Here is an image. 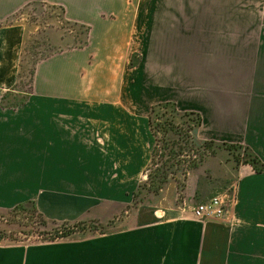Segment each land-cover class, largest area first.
<instances>
[{
  "label": "crops",
  "instance_id": "obj_1",
  "mask_svg": "<svg viewBox=\"0 0 264 264\" xmlns=\"http://www.w3.org/2000/svg\"><path fill=\"white\" fill-rule=\"evenodd\" d=\"M34 3L63 9L67 22L90 32L81 48L38 64V98L12 111L0 101V188L22 189L21 195L40 187H106L100 157L134 155L137 147L132 118L99 109L115 113L121 101L101 102V92L140 87L139 69L163 97L190 81L209 90V98L188 110L200 114L202 136L243 146L264 165V0H0V20ZM12 32L18 45L21 33ZM156 52L163 61L160 82L145 66L128 69L134 56L151 61ZM123 76L131 83L124 85ZM73 157L77 167H69ZM183 193L196 206L214 196L231 200L222 219H195V205L181 209L174 199L158 205L160 219L132 212L114 246L101 248L97 263L93 255L83 264H264V171L237 166L228 151L216 150L188 172ZM63 194L59 202L70 213L94 202Z\"/></svg>",
  "mask_w": 264,
  "mask_h": 264
},
{
  "label": "rangeland",
  "instance_id": "obj_2",
  "mask_svg": "<svg viewBox=\"0 0 264 264\" xmlns=\"http://www.w3.org/2000/svg\"><path fill=\"white\" fill-rule=\"evenodd\" d=\"M12 30L21 33L18 45L16 41L19 38L12 40ZM89 32V28L67 22L63 9L36 3L0 20L1 106L6 110H16L26 100L38 98L33 87L38 64L61 50L81 48L87 43ZM59 38L57 47L55 43ZM158 39L156 46L161 48ZM155 55L157 57L151 61L142 59L141 55L134 56L128 69L145 66L150 76L160 82L163 61L158 55H162L157 52ZM148 78L143 69H139L140 87H122L121 92H101V102L121 101L116 104L115 113L111 107L105 109L101 105L99 109L106 116L116 114L123 115L124 119L132 118V147H137L133 150L134 155L100 157L101 160L106 159V187H40L26 189L24 192L27 193L21 195L17 193L22 189L0 188V264H83L93 255H96L93 262L97 263L99 250L108 244L114 246L115 232L130 226L131 221L125 218H129L132 212L151 211L155 218L160 219L158 205L164 206L173 199L181 209L194 207L196 202H189L183 193L187 175L181 172V169L189 168L194 159L204 161L216 150H221L228 151L237 166L251 160L253 155L243 146L215 143L202 136L201 125L198 126L200 114H189L191 111L188 110L200 97L209 98V90L200 91L201 87H194L190 81L186 87H173L169 96L163 97L152 87H147L152 81V77ZM123 83H131L129 76H123ZM164 100L173 104L176 111H160L154 115L153 125L158 127L154 135L148 125V116L151 109ZM162 113L165 115L161 116ZM42 114L55 115L53 111H43ZM186 138L188 142L184 143ZM172 152L177 154L173 162ZM73 161L78 159L73 157L69 167L76 166ZM111 166L116 167V172H110ZM170 166L173 173H168L166 180H152L156 170ZM54 167L60 166L54 164ZM112 176H115L114 180ZM51 191L54 195H47ZM63 193L94 202L81 204L80 210L74 209L70 213L68 204L59 202L67 198ZM223 198L226 202L231 200L229 194ZM109 258L113 259V255L110 254Z\"/></svg>",
  "mask_w": 264,
  "mask_h": 264
},
{
  "label": "trees",
  "instance_id": "obj_3",
  "mask_svg": "<svg viewBox=\"0 0 264 264\" xmlns=\"http://www.w3.org/2000/svg\"><path fill=\"white\" fill-rule=\"evenodd\" d=\"M168 110H172V111H176V108L173 104H171L170 102H164V103H159L156 107L152 108L150 113H149V116H148V125H149V128H150V131L153 132V134L155 135V132H157L158 130V127L157 125H153V119H154V115L156 113H160V111H168ZM189 114H194L193 112H190ZM165 113H162L161 116H164ZM198 115V114H197ZM198 126L201 125V120H200V116L198 115ZM157 128V130H156ZM188 139L186 138V141L184 140L183 142L184 143H187ZM212 142V141H211ZM175 156H177V154L173 153L171 154V158H172V162H173V159L175 158ZM154 160V156H152V161ZM202 160H195L194 159V162L193 164L189 167V168H186V169H181V172L182 174L187 175V173L191 170H193L195 167V165L197 163H200ZM170 163V161H169ZM245 164H248L250 166H252L254 168V170L256 172H260V171H264V165L263 164H260V160L256 157V156H253L251 157V160H248V161H245ZM260 166V167H257V166ZM172 167H164L162 169H158L156 170V172L154 173L153 177H152V180H155V179H158V178H161L162 180H166L168 178V173L172 174L173 172L171 171Z\"/></svg>",
  "mask_w": 264,
  "mask_h": 264
},
{
  "label": "built area",
  "instance_id": "obj_4",
  "mask_svg": "<svg viewBox=\"0 0 264 264\" xmlns=\"http://www.w3.org/2000/svg\"><path fill=\"white\" fill-rule=\"evenodd\" d=\"M227 203L224 198L214 196L210 201L197 205L192 209L195 219L203 220L205 218L222 219L227 211Z\"/></svg>",
  "mask_w": 264,
  "mask_h": 264
}]
</instances>
